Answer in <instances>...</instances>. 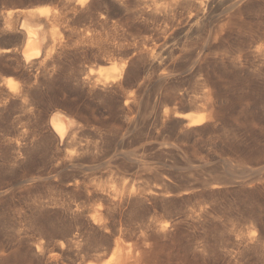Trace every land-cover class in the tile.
<instances>
[{"label": "rangeland", "instance_id": "obj_1", "mask_svg": "<svg viewBox=\"0 0 264 264\" xmlns=\"http://www.w3.org/2000/svg\"><path fill=\"white\" fill-rule=\"evenodd\" d=\"M99 1L0 0V264H112L127 243L137 264H264V0H122L118 36ZM37 7L56 49L23 64Z\"/></svg>", "mask_w": 264, "mask_h": 264}, {"label": "bare ground", "instance_id": "obj_2", "mask_svg": "<svg viewBox=\"0 0 264 264\" xmlns=\"http://www.w3.org/2000/svg\"><path fill=\"white\" fill-rule=\"evenodd\" d=\"M64 3H65V8H66V6H67V8L68 7H72V9L76 12V11H89V13L91 14V12H90V8H91V6H92V1L93 0H62ZM96 1V0H95ZM99 1V0H98ZM126 1V0H125ZM127 1H129V0H127ZM126 1V2H127ZM131 1V0H130ZM130 1H129V4H130ZM133 1V0H132ZM173 1H175V2H177L178 4H180V5H195V2H197V1H194V0H173ZM203 1V0H202ZM222 1V0H221ZM61 2V1H60ZM63 2L61 3V4H63ZM99 2H101V4L100 5H103V7H101L100 9H98L101 13H99V19H97V20H99L98 22L100 23V25H103L104 26V28H105V26H107V25H111V27H112V33H113V35H115V36H118V32H119V29H120V26H121V20L119 19V13H120V10H122L121 8H122V6H123V4H124V2L122 1V0H100ZM134 2V1H133ZM206 2H207V0H206ZM205 2V3H206ZM97 3V2H96ZM198 3V2H197ZM196 3V4H197ZM209 3V2H208ZM98 4V3H97ZM128 4V5H129ZM58 5V4H57ZM206 5V4H205ZM64 6V5H63ZM99 6V5H98ZM198 6H200L199 4H198ZM126 7H129V6H126ZM203 7V6H202ZM61 8L62 9H64L62 6H61ZM129 8H131V7H129ZM191 8V7H190ZM195 8V7H194ZM124 9V8H123ZM126 9V8H125ZM124 9V10H125ZM26 10H29V9H26ZM65 10V9H64ZM69 10V9H68ZM98 10H96V11H98ZM129 10V9H128ZM127 10V11H128ZM145 10H147V9H145ZM195 10H197V9H195ZM10 10H8L5 14H3V15H6L5 16V19H4V25L5 26H3L4 27V29L2 28V33H1V35L2 36H4V38H5V36H7V37H9L8 36V34H12V33H14L13 32V26H11V22L13 21L12 20V15H13V13L10 11ZM16 11V10H15ZM66 11V10H65ZM92 11H94V10H92ZM126 11V10H125ZM126 11V12H127ZM132 11V9L130 10V12ZM14 12V11H13ZM60 10H59V14H60ZM63 12V11H62ZM66 12H68V11H66ZM122 12V11H121ZM129 12V13H130ZM133 12V11H132ZM131 12V13H132ZM136 12V11H135ZM134 12V13H135ZM48 13H50L49 12V8L48 7H37V8H32L31 10H29V11H26V12H24L23 10L22 11H18V14H20V16L21 15H23L22 17H23V19H21L20 21H21V23H20V27H19V32L21 33L20 34V37H21V43H20V47H19V54H20V57H21V62L23 63V64H32L33 62H35V61H40V62H44V63H46L47 62V60L48 59H50L51 58V56H52V54L54 53V42H55V37H54V32H50V34L49 33H47L46 31H45V27H46V25H49L50 24V26H51V24L52 23H49V21L50 20H48L47 19V17H48ZM52 13V12H51ZM65 13V12H64ZM71 13H73V12H71ZM83 13V12H82ZM98 12H96V14H97ZM143 13L145 14V13H147V14H152V11L150 10H148V11H143ZM57 14V13H56ZM58 14V15H59ZM62 14V13H61ZM70 14V13H69ZM94 14V13H93ZM136 14V13H135ZM14 15H16V14H14ZM13 15V16H14ZM52 15V14H51ZM68 15V14H67ZM75 14H73V16H74ZM126 15H128V14H126ZM130 15V14H129ZM37 17L38 18V21L34 18L33 20H36L37 22L35 23L34 22V24L31 22V21H33V20H29V18L31 19L32 17ZM121 16V15H120ZM136 16V15H135ZM179 16H181V15H179ZM15 17V16H14ZM21 17V18H22ZM53 17V16H52ZM62 17V16H61ZM69 17V16H68ZM67 17V18H68ZM77 17H78V15H77ZM165 17V19H167V18H169V16H164ZM175 16L174 15H171V17L168 19V20H172L173 18H174ZM178 17V16H177ZM3 18V17H2ZM20 18V17H19ZM60 18V17H59ZM88 19H90L89 17H87ZM94 18V17H93ZM97 18V17H96ZM132 18H134L133 16H132ZM176 18V17H175ZM182 18V17H181ZM187 18V17H186ZM191 18H192V16H191ZM191 18H190V16L188 17V19H187V21L188 22H190L191 21ZM15 19V18H14ZM17 19V18H16ZM51 19V18H50ZM54 20H55V17L53 18ZM52 19V20H53ZM65 19V18H64ZM70 19V18H69ZM122 19H124V17L122 18ZM127 19H131V18H127ZM193 19V18H192ZM3 20V19H2ZM18 20V19H17ZM63 20V19H62ZM61 20V21H62ZM71 20V19H70ZM80 20V19H79ZM167 20V21H168ZM181 20V19H180ZM57 21V20H56ZM66 21V20H65ZM124 21V20H123ZM122 21V23H124ZM130 21V20H129ZM132 21V20H131ZM135 21V20H134ZM63 22H64V20H63ZM97 22V24H99ZM175 22H176V20H175ZM174 22V23H175ZM179 22V21H178ZM13 23V22H12ZM49 23V24H48ZM54 23V22H53ZM60 23H62V22H60ZM70 23V22H69ZM83 23V22H82ZM127 23V22H126ZM173 23V24H174ZM194 22L192 21V26L196 23H194ZM15 24V23H14ZM54 24H56V23H54ZM59 24V23H58ZM63 24V23H62ZM74 24H76V22H74ZM125 24V23H124ZM182 24V23H181ZM188 24V23H187ZM19 25V24H18ZM65 25L66 26H68V24H66L65 23ZM82 25V24H81ZM123 25V24H122ZM128 25V24H127ZM190 25V24H189ZM205 25V24H204ZM15 26V25H14ZM56 26H58L57 24H56ZM71 26V25H70ZM83 26V25H82ZM174 26V25H173ZM177 26V25H176ZM52 27V26H51ZM50 27V28H51ZM54 27V26H53ZM69 27V26H68ZM73 27V26H72ZM87 27V26H86ZM95 27V26H94ZM99 27V26H98ZM127 27V26H126ZM48 28V27H47ZM107 28V27H106ZM105 28V29H106ZM18 29V28H17ZM56 30V28L54 27L52 30ZM79 29V28H78ZM86 29V28H85ZM110 29V28H109ZM109 29H107V30H109ZM122 29V28H121ZM48 30V29H47ZM73 30H74V28H73ZM76 31V30H75ZM79 31H81V30H79ZM83 31V30H82ZM16 32V31H15ZM73 32V31H72ZM71 32V33H72ZM93 32V31H92ZM106 32V31H105ZM111 32V31H110ZM18 33V32H17ZM58 33V32H57ZM74 33V32H73ZM85 33V32H84ZM60 34V33H59ZM77 34V33H76ZM108 34H109V32H108ZM125 34H126V32H125ZM15 36H16V34H14ZM19 35V34H18ZM57 35V34H56ZM74 34H72V36H73ZM83 35H86V33L85 34H83ZM97 35V34H96ZM71 36V37H72ZM82 36V35H81ZM94 36V35H93ZM98 37H99V35H97ZM96 36V37H97ZM102 36V35H101ZM57 38H58V35L56 36ZM74 37H76L75 35H74ZM82 37H84V39H85V36H82ZM97 37V38H98ZM122 36H120V38H121ZM3 38V39H4ZM11 38V37H10ZM12 38H13V36H12ZM11 38V39H12ZM78 38V37H77ZM103 38H105L104 36H103ZM108 38V37H107ZM106 38V39H107ZM109 38H111V37H109ZM113 38H114V36H113ZM14 39V38H13ZM79 39V38H78ZM19 40V39H18ZM75 40V39H74ZM83 40V39H82ZM110 40V39H109ZM9 41V40H8ZM12 41V40H11ZM56 41H58V40H56ZM71 41H73V40H71ZM80 41H81V39H80ZM94 41H96L95 40V37H94ZM98 41H99V39H98ZM102 41H104L103 39H102ZM108 41V40H107ZM15 42V41H14ZM78 42H79V40H78ZM77 42V45L79 44ZM105 42V41H104ZM109 42H112V41H109ZM108 42V43H109ZM16 43V42H15ZM76 43V42H75ZM83 44H84V42H82ZM97 43V42H96ZM113 43H114V40H113ZM3 44V43H2ZM5 44V43H4ZM71 44V43H70ZM80 44H81V42H80ZM83 44H81V45H83ZM94 44H95V42H94ZM110 44V43H109ZM76 45V46H77ZM98 45V44H97ZM118 45V44H117ZM121 45V44H120ZM129 45V44H128ZM134 45V44H133ZM132 45V46H133ZM67 46V45H66ZM80 46V45H79ZM86 46V45H85ZM99 46V45H98ZM13 47V46H12ZM60 47V46H59ZM93 47H95L94 45H93ZM102 47V46H101ZM110 47V46H109ZM116 47V46H115ZM120 47V46H119ZM63 48V47H62ZM66 48V47H65ZM72 48V47H71ZM77 48H79V47H77ZM103 48V47H102ZM136 48V47H135ZM56 49V48H55ZM59 49V48H58ZM64 49V48H63ZM80 49H81V47H80ZM101 49V48H100ZM110 49V48H109ZM109 49H106L105 51H103L104 52V57L106 56H108L110 53L109 52H106L107 50H109ZM114 49V48H113ZM76 50V49H75ZM93 50V49H92ZM96 50V49H95ZM98 50V49H97ZM101 50H103V49H101ZM57 51H59V50H57ZM62 51V50H61ZM60 51V52H61ZM73 51V50H72ZM116 52H117V50H115ZM1 53H9V52H11V50L10 49H2L1 51H0ZM65 52V51H64ZM64 52H62V53H64ZM74 52V51H73ZM89 52V51H88ZM94 52H96V51H94ZM111 52V51H110ZM131 52V51H130ZM59 53V52H58ZM58 53L56 54V52H55V55H58ZM71 53V52H70ZM76 53V52H75ZM93 53V52H92ZM118 53V52H117ZM116 53V54H117ZM132 53V52H131ZM78 54V53H77ZM80 54H82V53H80ZM85 54V53H84ZM94 54V53H93ZM98 54V53H97ZM111 54H112V52H111ZM60 55H62V54H60ZM118 55V54H117ZM17 56V55H16ZM65 56V55H64ZM96 56V55H95ZM112 56V55H111ZM2 57V56H1ZM56 57V56H55ZM117 57V56H116ZM58 58V57H57ZM60 58H61V56H60ZM59 58V59H60ZM82 58V57H81ZM94 58V57H93ZM99 58V57H98ZM112 58V57H111ZM132 58V57H131ZM10 59V58H9ZM62 59V58H61ZM67 59V58H66ZM65 59V60H66ZM84 59V58H83ZM95 59V58H94ZM100 59V58H99ZM103 60H102V62H104V58H102ZM108 59V58H107ZM106 59V60H107ZM114 59V58H113ZM128 59V58H127ZM133 59V58H132ZM16 60V59H15ZM53 60H54V58H53ZM75 60V59H74ZM98 60V59H97ZM105 60V61H106ZM115 60V59H114ZM20 61V60H19ZM46 61V62H45ZM62 61V60H61ZM108 61V60H107ZM111 61V60H110ZM16 62V61H15ZM57 62V61H56ZM79 62V61H78ZM85 62V61H84ZM111 62H113V61H111ZM21 63V64H22ZM106 63V62H105ZM17 64V63H16ZM38 64V63H37ZM36 64V65H37ZM41 64V63H40ZM47 64V63H46ZM60 64H61V62H60ZM64 64V63H63ZM75 65V64H74ZM18 66H19V64H18ZM49 66H50V64H49ZM55 66V65H54ZM68 66H71V65H68ZM24 67V66H23ZM39 67V66H38ZM44 67V66H43ZM71 67H73V66H71ZM45 68V67H44ZM62 68V67H61ZM42 69V68H41ZM50 69V68H49ZM56 69V68H55ZM72 71V70H71ZM83 71V70H82ZM102 71V70H101ZM88 74H90L89 73V71H86ZM86 72H83V73H86ZM90 72H91V70H90ZM72 73V72H71ZM74 73V72H73ZM101 72H99V74H100ZM75 74V73H74ZM82 74V73H81ZM88 74H86V75H88ZM84 75V74H83ZM91 75V74H90ZM74 76V75H73ZM85 76V75H84ZM86 77V76H85ZM84 77V78H85ZM92 77V76H91ZM91 77H90V79H91ZM104 77H106V75H104ZM121 77V76H120ZM120 77H119V79H120ZM122 78V77H121ZM87 79H88V77H87ZM103 79V78H102ZM117 79V78H116ZM85 81V80H84ZM87 81V80H86ZM92 81V80H91ZM95 81V80H94ZM108 81V78L106 77L105 79H104V81L102 82L103 84L105 83V82H107ZM117 81V80H116ZM93 82V81H92ZM101 82V81H100ZM113 82V81H112ZM5 83H8V85L10 84V82L9 81H7V82H5ZM101 83V84H102ZM119 83V82H118ZM100 84V83H99ZM102 84V85H103ZM106 84V83H105ZM116 84V83H115ZM3 85V84H2ZM11 85V84H10ZM78 85V84H77ZM89 86V85H88ZM87 86V87H88ZM93 86V85H92ZM10 88V87H9ZM8 88V89H9ZM7 89V88H6ZM91 90H93V89H91ZM92 92V91H91ZM127 97V96H126ZM128 98V97H127ZM207 98V97H206ZM204 100H206L207 102H208V100L207 99H205L204 98ZM126 102V101H125ZM205 104H208V103H204V105ZM191 105V104H190ZM189 105V106H190ZM193 107V106H192ZM201 107V106H200ZM204 107H206V106H204ZM189 109V108H188ZM191 109V108H190ZM198 109H205V108H199V106H198ZM55 112H56V110H54ZM204 111V110H203ZM58 112V111H57ZM55 113L54 115H53V113H52V118H51V121H48V123H49V125H51L50 127L52 128L51 129V131L52 132H54L56 135H57V137H58V139L60 140V141H62L63 139H64V141H65V137L67 136V135H71V134H69V133H73L72 131H73V126L74 125H76V124H74L75 122L71 119V118H68L67 116H63V115H61V113L59 114V112H61V111H59L58 113ZM65 114V113H64ZM194 115H196V114H194ZM198 116H193L192 114H190V113H186V114H177V113H175V117L176 118H178V119H180V120H183V121H185V126H188V127H191V126H197V125H199V124H201L203 121H204V115L202 116V115H199V114H197ZM70 117V116H69ZM50 118V117H49ZM179 120V121H180ZM184 124V123H183ZM75 127V126H74ZM77 129V128H76ZM76 129H74L75 130V132H76ZM78 130V129H77ZM76 136H77V133H76ZM72 137V136H71ZM78 137V136H77ZM75 138V137H74ZM66 139H67V137H66ZM72 139V138H71ZM78 140H79V138H78ZM64 141H62V143L64 142ZM75 140H73V142H74ZM73 142H71V143H73ZM61 142H59V144H60ZM61 143V144H62ZM77 143V142H76ZM76 143L74 144L73 143V145H76ZM83 144H81V146H82ZM84 147H86V146H84ZM84 147H82V148H84ZM81 148V149H82ZM86 150V149H85ZM84 150V151H85ZM81 152H82V150H81ZM90 187V186H89ZM88 193L89 192H91V190L90 191H88V189L86 188L85 189ZM95 190H97V188L95 189ZM101 190H102V188H101ZM107 190V189H106ZM93 191H94V189H93ZM104 190H102V192H103ZM96 192H98V191H96ZM95 193V192H94ZM99 193V192H98ZM103 193H105L106 194V192L104 191ZM104 194V195H105ZM110 194V193H109ZM111 195H112V193H111ZM101 196H103V194L101 195ZM107 196V195H106ZM111 197V196H110ZM109 197V198H110ZM113 197V196H112ZM104 199H105V197H103ZM108 198V199H109ZM18 239V238H17ZM128 244V243H127ZM126 244V246H125V244H124V246H122L121 245V247H120V250H118L117 251V255L114 257V259L112 260V264H137V259H135L134 258V251H133V249L131 248V245H127ZM1 247V246H0ZM7 247V246H6ZM36 248H37V245H36ZM39 248V247H38ZM38 250V249H37ZM39 251V250H38ZM40 253V252H39ZM39 255V254H38ZM6 256V255H5ZM4 260V259H3ZM17 260V259H16ZM2 261V260H1ZM29 261V260H28ZM6 264V263H5ZM12 264V263H11ZM17 264V263H16ZM26 264V263H25Z\"/></svg>", "mask_w": 264, "mask_h": 264}, {"label": "water", "instance_id": "obj_3", "mask_svg": "<svg viewBox=\"0 0 264 264\" xmlns=\"http://www.w3.org/2000/svg\"><path fill=\"white\" fill-rule=\"evenodd\" d=\"M232 182H228L227 184H231Z\"/></svg>", "mask_w": 264, "mask_h": 264}]
</instances>
